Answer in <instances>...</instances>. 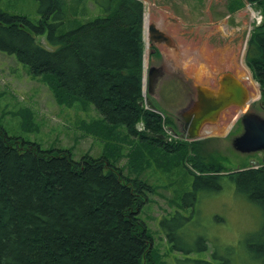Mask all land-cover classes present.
Returning a JSON list of instances; mask_svg holds the SVG:
<instances>
[{
    "label": "trees",
    "instance_id": "1",
    "mask_svg": "<svg viewBox=\"0 0 264 264\" xmlns=\"http://www.w3.org/2000/svg\"><path fill=\"white\" fill-rule=\"evenodd\" d=\"M35 1L36 22L0 9V50L44 81L57 104H91L108 128L88 127L94 136L122 128L134 137L139 155L131 162L139 170L125 175L117 164L119 149L107 144L98 157L74 159L67 149L9 136L0 124V264H166L140 216L154 192L140 170L152 163L170 170L174 153L194 181L178 205L188 213L175 210L159 221L165 242L182 255L173 264H264V166L225 173L220 162L205 158L200 141L168 140L162 117L144 106L143 4L90 0L99 16L86 17L85 0ZM246 1L263 17L249 35L245 64L264 100V0ZM67 13L84 19L66 20ZM44 35L56 49L37 43ZM224 182H232L260 214V229L243 238L239 259L200 224L198 194L218 192Z\"/></svg>",
    "mask_w": 264,
    "mask_h": 264
},
{
    "label": "rangeland",
    "instance_id": "2",
    "mask_svg": "<svg viewBox=\"0 0 264 264\" xmlns=\"http://www.w3.org/2000/svg\"><path fill=\"white\" fill-rule=\"evenodd\" d=\"M85 1L82 5L86 7V17L99 16V12L90 0ZM141 1L143 2L142 15L144 18L145 16L151 17V25L153 23L160 26L177 43H174L176 47L182 40L198 44L200 47L202 42H208L207 36L208 39L210 38L209 42L217 43L214 44L216 47L230 43V40L234 41L232 49L235 60L230 62L229 68L218 69L215 65L210 67V64L206 66L203 62L205 56L202 54L198 59L199 62L187 71L185 70L187 63L180 67V63L179 66L168 61L169 57L174 56H169L168 51L171 50L164 45H157L162 60L155 57H152L153 60L150 59L156 66L164 61L166 72L168 73L167 69H170L173 73L171 77L165 76L163 82L167 83L168 80H173V83L168 82L158 89L157 95L151 97L152 99L144 87L145 101L148 104V99H150L154 106L161 111L162 117H165L166 121L162 127L166 138L185 141L187 135L181 125L180 112L187 106L194 94L196 95L193 88L198 84L206 88L216 87L218 76L228 70L232 71L243 83L240 76L235 74L233 64L239 66L242 59L245 66L246 41L253 28L262 20V16L259 9L246 3L245 0ZM0 9L11 15L24 16L31 22H36L39 19L38 3L35 0H0ZM68 14H66V20L84 19L78 15L69 16ZM225 20L224 25L219 26ZM217 25L220 27L218 30L212 29V26ZM203 29L207 32H204ZM36 41L45 49H56L46 41L45 35L37 36ZM150 44L149 35L145 36V60ZM197 65L205 69V71L202 69L204 72L199 75L200 69ZM145 66H147V62H145ZM246 69L248 70L247 67ZM256 85L259 92L258 84L256 83ZM260 96L259 92L258 100L245 111H254L264 116V110L260 108V106L264 107V100ZM235 110L236 108H232L228 110L231 115L225 113L221 116L216 125L223 120V129L215 130L212 135H206L200 141V148L205 158L214 163L220 162L226 169L225 173L249 168L253 162L260 161V155L240 154L232 148V140L240 131L238 122L235 123L236 125L231 123ZM229 123V126L232 125L233 128L227 135L229 128H226ZM0 124L9 136L37 143L44 149H67L74 159H79L84 155L98 157L106 151L107 144L110 148L119 149L117 164L123 168L125 175L134 176L139 170V163L135 164L137 168H133L131 162L139 155L137 141L134 137L127 135L122 128H117L109 137L106 135L94 136L88 127L92 130L101 128L103 131L108 128L102 123L100 116L91 104L82 105L77 102L68 106L57 104L50 87L44 81L34 78L29 68L18 62L14 55H9L1 50ZM216 125H212V127ZM140 127L138 124L137 129ZM141 152L146 161L148 153L145 150ZM169 159L174 160L170 170L162 171L153 163L150 167L140 170H144L143 178L154 187V192L146 201L140 216L145 218L154 238V245L158 247V252L164 262L173 264V259L182 260V255L173 252L165 242L159 229V221L163 216H169L175 210L188 213L179 209L178 205L184 194L192 190L194 179L181 162V154L174 153ZM187 166L190 168L189 164ZM198 196L199 208L202 213L200 215L201 226L206 228L208 233L216 235L217 239L226 246L231 245L236 258L239 259L243 253V238L260 229L259 209L236 193L232 182H224L218 192L200 193ZM204 259L209 261V251Z\"/></svg>",
    "mask_w": 264,
    "mask_h": 264
},
{
    "label": "water",
    "instance_id": "3",
    "mask_svg": "<svg viewBox=\"0 0 264 264\" xmlns=\"http://www.w3.org/2000/svg\"><path fill=\"white\" fill-rule=\"evenodd\" d=\"M150 31L153 33L154 29L151 27ZM154 73V79L151 81L152 87L161 77L156 68L150 67L149 74ZM149 85V93L151 94ZM201 98L198 111L189 123L187 135L190 139L200 137V130L204 123H213L217 120L219 113L225 109L229 104H235L242 107L245 102V89L241 84L235 80L225 77L220 81V89L216 95H207ZM150 104V103H149ZM153 109V105L150 104ZM187 123L189 119L187 118ZM243 126V133L236 137L232 142V147L235 151L248 154L253 152H262V165H264V119L254 113H246L241 118ZM254 167H258V162H253Z\"/></svg>",
    "mask_w": 264,
    "mask_h": 264
},
{
    "label": "crops",
    "instance_id": "4",
    "mask_svg": "<svg viewBox=\"0 0 264 264\" xmlns=\"http://www.w3.org/2000/svg\"><path fill=\"white\" fill-rule=\"evenodd\" d=\"M225 22H226V20L223 21L221 24H219V26L222 24L224 25ZM218 28H220V27H218V25L212 26V29H214V30L215 29L218 30ZM204 32H207V30ZM210 36H213V35H210ZM206 38H207L208 42H202V45L200 47L198 46V44L191 43L189 41L186 42V41L182 40L178 44V48H176V50L172 51L173 55L175 54L176 57H180L181 60H183V58H186L188 60V58H187L188 55L192 56V57L200 58V56H202V54H204L205 60L209 61V62L214 61V60L220 61V60H222L221 58L225 55H229L230 58H232V59L234 58L233 57L234 50L232 49V47H234L233 46L234 41L232 42V40H230V43H225L224 45H217L218 47H216V45H214V44H217V43L209 42L210 38L208 39V36ZM169 58L174 59L173 57H169ZM191 66H192L191 61L188 60L187 66L185 67L186 68L185 70L188 71L191 68ZM192 77H194V76H192ZM194 80L197 81V79H195V77H194Z\"/></svg>",
    "mask_w": 264,
    "mask_h": 264
},
{
    "label": "bare ground",
    "instance_id": "5",
    "mask_svg": "<svg viewBox=\"0 0 264 264\" xmlns=\"http://www.w3.org/2000/svg\"><path fill=\"white\" fill-rule=\"evenodd\" d=\"M144 24H145V27L147 26L149 20L147 19V16H145L144 18ZM215 28V27H214ZM169 53V56H174L173 58H176L175 60H178L181 58L180 57H176V55L174 54L173 55V52L172 51H168ZM188 60H190L193 64H191L192 66H194V64L198 63V57H192V56H187ZM222 60H214V61H210L209 63L211 65H215V67H217L218 69L224 67V68H229V65L231 64L230 62L234 61V58H230L229 55H225L221 58ZM188 60L186 58H183V64L184 63H187ZM234 63V62H233ZM234 72L236 75L240 76V78L243 80V83L247 89V93H248V99H249V103H252L254 101H256L258 99V89H257V85L256 83L252 80V77L250 76V73L248 72V70L246 69V67L244 66L243 62H242V59H241V63L240 65H234ZM198 69H200V71L198 72V75L201 74L202 72L205 71L204 68H202L201 66H198ZM205 67V66H204ZM202 69L204 71H202ZM242 111H244V109H242ZM223 124L224 122H221L220 124L216 125V126H213V127H208L205 129V132L206 134H209V135H212L215 130H220V129H223Z\"/></svg>",
    "mask_w": 264,
    "mask_h": 264
},
{
    "label": "flooded vegetation",
    "instance_id": "6",
    "mask_svg": "<svg viewBox=\"0 0 264 264\" xmlns=\"http://www.w3.org/2000/svg\"><path fill=\"white\" fill-rule=\"evenodd\" d=\"M162 30V29H161ZM163 31V30H162ZM164 32V31H163ZM164 34V35H163ZM163 34H160V35H158L157 33H153L152 35H151V40L154 42V43H152V46H155L154 44L156 43V42H159V43H162V42H165V43H168V42H172V44H174V43H176L173 39H171L168 35V37L170 38H168V41H167V37H166V32H164ZM152 51V50H151ZM161 60H162V57H161V55H160V57H159ZM163 63H161L160 65H158V66H156V67H158L157 68V70L163 75V78L166 76V77H171V74L173 73V72H171V70L170 69H167V71H168V73L166 72V68H165V66H166V64L164 63V61H162ZM165 64V65H164ZM150 77V82L151 81H153V79H154V73L152 72L151 73V75L149 76ZM196 100H197V98L196 99H191L190 101H189V103H188V105H187V107L185 108V109H183L182 110V113H183V115H182V123H181V125H183V127L186 125L185 124V122H186V119L188 118V114L192 111V108H194L195 106H196V104L197 103H195L196 102ZM260 108H262V110H264V107L263 106H260ZM189 109V111H187ZM257 113V112H256ZM240 127V126H239ZM240 131H241V128H240ZM239 133H241V132H239ZM257 155H260V158H261V156H262V153L261 152H257L256 153Z\"/></svg>",
    "mask_w": 264,
    "mask_h": 264
}]
</instances>
